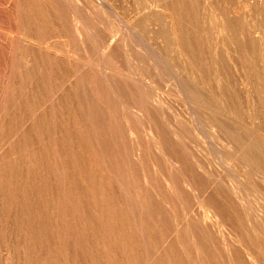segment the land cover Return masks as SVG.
Instances as JSON below:
<instances>
[{
  "label": "rangeland",
  "instance_id": "obj_1",
  "mask_svg": "<svg viewBox=\"0 0 264 264\" xmlns=\"http://www.w3.org/2000/svg\"><path fill=\"white\" fill-rule=\"evenodd\" d=\"M0 264H264V0H0Z\"/></svg>",
  "mask_w": 264,
  "mask_h": 264
},
{
  "label": "bare ground",
  "instance_id": "obj_2",
  "mask_svg": "<svg viewBox=\"0 0 264 264\" xmlns=\"http://www.w3.org/2000/svg\"><path fill=\"white\" fill-rule=\"evenodd\" d=\"M106 58V57H105ZM168 65V64H167ZM208 112H210V111H208Z\"/></svg>",
  "mask_w": 264,
  "mask_h": 264
}]
</instances>
